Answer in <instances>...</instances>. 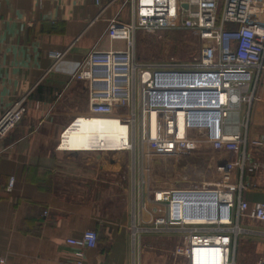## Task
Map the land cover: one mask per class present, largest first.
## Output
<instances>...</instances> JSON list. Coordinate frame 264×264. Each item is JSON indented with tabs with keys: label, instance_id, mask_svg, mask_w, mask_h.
<instances>
[{
	"label": "built area",
	"instance_id": "obj_1",
	"mask_svg": "<svg viewBox=\"0 0 264 264\" xmlns=\"http://www.w3.org/2000/svg\"><path fill=\"white\" fill-rule=\"evenodd\" d=\"M95 1L101 3V0ZM131 4V20H114L108 28L110 41L122 40L126 48L91 51L74 75L76 80L87 83L88 112L74 116L63 128L56 149L60 152H134L136 166L137 160L141 161L144 173L142 180H136L135 187L141 184L147 188L146 203L135 214L138 222L150 224L153 231L177 229L181 232L180 242L170 253L175 261L183 258L186 264H202V256L206 255L210 264H236L242 219L264 221V202L251 205L244 197L252 187L250 177L261 165L253 150L264 148V139L250 135L253 106L260 99L258 84L264 77V0H131ZM2 22L0 12V26ZM168 30H190L198 34L204 42L200 53L192 59H137L140 32L157 34ZM66 52H53L54 62L61 60ZM170 74L213 75L217 76L218 84L161 79L162 75ZM201 90L221 94L224 100L222 96L214 102L170 98L176 92L195 95ZM26 99L27 96L18 98L1 115L0 138L23 120L28 110ZM119 111L122 116H118ZM202 112L218 115L217 135L212 134L209 123L190 122L192 114ZM78 116L119 119L128 125L127 143L119 148L118 139L98 140L85 150L69 149L64 134ZM201 147L228 154L220 162L216 161L217 169L224 175L225 189L219 188L216 182L197 187H152L149 172L154 156L179 157ZM235 173L239 176L237 181L232 180ZM15 181L11 176L8 190H13ZM185 189L204 190L208 206L215 209V218L201 222L187 218L182 213L184 206L176 203L177 192ZM223 208L226 219L222 218ZM144 229L135 227L134 238ZM98 240L95 229L67 238V244L75 248L77 255L59 264H85V251L97 247ZM0 264H9L8 259L0 255ZM257 264H264V258Z\"/></svg>",
	"mask_w": 264,
	"mask_h": 264
},
{
	"label": "crops",
	"instance_id": "obj_2",
	"mask_svg": "<svg viewBox=\"0 0 264 264\" xmlns=\"http://www.w3.org/2000/svg\"><path fill=\"white\" fill-rule=\"evenodd\" d=\"M0 12V117L22 96H27L28 106L21 124L0 138V255L9 264L71 261L77 252L67 244V238L95 229L101 239L97 247L85 251V264H177L166 253L142 251L141 238L134 246L129 214L111 210L100 214L93 195L85 200L77 197L83 193L79 180L70 184L72 180L59 172L56 146L60 133L74 116L82 114L72 108L85 107L73 101L83 98L89 104L87 83L74 75L91 51L124 48V41H110L108 28L114 20H131V0H101L100 4L95 0H1ZM65 50L66 55L55 63L51 54ZM199 78L218 82L217 76ZM188 93L170 98L196 102L221 99L210 93ZM259 96L251 123L264 126V85ZM205 118L196 114L191 120ZM82 121H76L64 134L69 149L85 150L98 140L108 142L120 136L101 120ZM252 138L264 139V133ZM253 153L261 165L244 194L251 205L264 202V148ZM11 176L16 181L13 190H8ZM206 201L188 203L184 214L215 216V209ZM116 205L117 200H112V206ZM241 227L236 264H257L264 258V221L244 217ZM170 232L179 239L180 231Z\"/></svg>",
	"mask_w": 264,
	"mask_h": 264
},
{
	"label": "rangeland",
	"instance_id": "obj_3",
	"mask_svg": "<svg viewBox=\"0 0 264 264\" xmlns=\"http://www.w3.org/2000/svg\"><path fill=\"white\" fill-rule=\"evenodd\" d=\"M203 44L204 42H202L200 36L190 30H168L157 34L142 31L137 36L136 55L137 59L140 61L167 59L171 57L192 59L200 53ZM125 48L126 46L124 45L123 49ZM199 76L204 77L213 75L199 74L184 76L170 74L162 75L161 79H171L174 81L187 79L188 82H201L202 84L212 83L210 81H206L205 79H200ZM212 84H218V82ZM262 85H264V77L260 80L258 87L261 88ZM196 93L211 92L209 90H201L197 91ZM220 96H222V100H224V96L221 94ZM73 102L85 104V107L74 106L72 108L74 113L84 114L83 112L88 110V102L86 99L84 100L83 98H76V100ZM126 112L127 109L124 110V113ZM201 114L207 115L208 121L205 118L204 121L199 120L197 122H193L191 117L192 115L196 114H192L190 117V122L196 124L209 123L212 126V131L214 132L213 134H217L218 129L216 123L218 120V115L213 114V112H202ZM122 115L123 114L119 111L118 116ZM61 117L62 115H60L58 118L60 119ZM201 119H203V117H201ZM180 122L182 125V118H180ZM110 126L113 129H110V127H108V129L118 131V133L124 132L126 130L120 126L116 127L114 124H111ZM250 133L251 137L252 135L258 136V134L264 133V126L261 124H254V121H252ZM226 155L228 154L221 153L218 150L208 147H201L190 154L181 155L179 157L163 155L154 156L151 160L152 169L149 172L151 185L153 188L164 189L176 186L197 187L203 186L207 183L214 184L216 182L219 184V188L225 189L223 186L224 175L222 171L217 169L216 161L220 162L226 158ZM230 156L231 155H229V157ZM57 158L60 161L59 172L62 174L61 176H64L67 180H72L70 184H74L75 181L79 180V185L83 193L77 197H82V199L84 198L83 200H85L88 196L93 195L94 199L96 200V208L100 214H109L110 210L116 214H129L131 233L133 230H135V227H140L142 229L146 227L142 233H137L136 238H134L132 234L133 245L137 246L139 243L138 239L141 238L140 242L143 245L142 251L145 253L153 252L156 255L166 253L168 258H171L174 261L169 253H171L174 246L180 242L181 234H179V239L177 235V239H175L171 237L175 233L170 231H153L150 224L144 222L139 223L137 216H135V214L137 215V212L139 213V210H141L142 206L146 203V198H144V195H146L145 192L147 191V188L141 184L138 185V188L135 187L136 180H142L144 173L141 169V161L137 160L136 166L134 152L64 151L58 152ZM69 173L70 175H68ZM237 173L232 176L233 181L238 180L239 176ZM194 196L195 195L188 197ZM112 200H117L116 206H112ZM143 215L146 216V214ZM209 218L213 217H197L194 220L204 221ZM246 225L247 227L253 226L247 223ZM176 263L186 264V261L183 258H178Z\"/></svg>",
	"mask_w": 264,
	"mask_h": 264
},
{
	"label": "bare ground",
	"instance_id": "obj_4",
	"mask_svg": "<svg viewBox=\"0 0 264 264\" xmlns=\"http://www.w3.org/2000/svg\"><path fill=\"white\" fill-rule=\"evenodd\" d=\"M124 75L125 74L123 73L120 76H124ZM125 77H127V74H126ZM211 95H213V94H211ZM213 96L216 97V96H220V95L219 94H214ZM95 119L101 120V121L106 122V123H111V124H114L116 126L120 125V126H123L126 130H128V127H127L128 125L125 126L126 124H123L122 122H120L119 119L117 121V120H111V119H102V118L96 117V116H92V117L78 116V120L77 121H79V120H85V121H82V122H89L88 120H95ZM206 120L208 121L207 115H206ZM180 127H182V125H180ZM126 130L124 132H120V133H118V131H116L118 133V136L120 135L118 137V145H121V146H119V148H121L124 144L127 143L128 131H126ZM213 133L214 132L212 131V134ZM217 134H213V135H217ZM178 192H177L178 195L176 196V200L178 202H176V203L179 206H182L183 205L184 207L183 206L182 207L184 209H185V206H187L188 203H195L196 201H199V202L202 201V199H208L207 193L204 192V190H188V189H185V190H179ZM192 195H195L194 197H196V199H194V198H187L188 196H192ZM199 195H202L203 197L202 196H199ZM220 197L221 198H225L224 195H222ZM178 209H179V207L176 206V215L179 214L178 213ZM182 213L184 214V210L182 211ZM221 214H222V218L223 219H226L227 212H226L225 208H223V212ZM185 216L187 218H189V219H192V220H194L195 218H197V217L188 216V215H185ZM215 216H212V217L214 218ZM198 222H201V221H198ZM202 264H210L209 258L206 255L202 256Z\"/></svg>",
	"mask_w": 264,
	"mask_h": 264
},
{
	"label": "trees",
	"instance_id": "obj_5",
	"mask_svg": "<svg viewBox=\"0 0 264 264\" xmlns=\"http://www.w3.org/2000/svg\"><path fill=\"white\" fill-rule=\"evenodd\" d=\"M229 27H231V26H229ZM96 231H97V233H98V236H99V240H98V244H99V242H100V239H101V235L99 234L98 230H96Z\"/></svg>",
	"mask_w": 264,
	"mask_h": 264
},
{
	"label": "water",
	"instance_id": "obj_6",
	"mask_svg": "<svg viewBox=\"0 0 264 264\" xmlns=\"http://www.w3.org/2000/svg\"><path fill=\"white\" fill-rule=\"evenodd\" d=\"M186 6V5H185Z\"/></svg>",
	"mask_w": 264,
	"mask_h": 264
}]
</instances>
